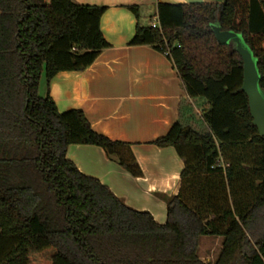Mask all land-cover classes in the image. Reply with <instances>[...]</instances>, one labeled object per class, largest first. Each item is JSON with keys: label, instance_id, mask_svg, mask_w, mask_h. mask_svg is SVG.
I'll list each match as a JSON object with an SVG mask.
<instances>
[{"label": "trees", "instance_id": "16d2710c", "mask_svg": "<svg viewBox=\"0 0 264 264\" xmlns=\"http://www.w3.org/2000/svg\"><path fill=\"white\" fill-rule=\"evenodd\" d=\"M127 8L138 20L130 46L167 55L187 95L153 143L184 161L178 195L165 197L167 221L80 172L67 158L72 145L99 147L143 175L131 144L95 132L80 109L60 113L49 95L56 75L84 72L110 47L107 7L0 0V264H207L202 237L223 239L214 264H264V137L242 91L237 46L221 45L213 30L243 36L264 90V0L159 4L160 29Z\"/></svg>", "mask_w": 264, "mask_h": 264}, {"label": "crops", "instance_id": "0c3cea01", "mask_svg": "<svg viewBox=\"0 0 264 264\" xmlns=\"http://www.w3.org/2000/svg\"><path fill=\"white\" fill-rule=\"evenodd\" d=\"M73 1L107 7L101 30L110 47L84 72L56 75L49 95L60 113L80 109L95 132L131 144L143 175L132 176L95 146L72 145L67 158L84 175L109 187L126 205L149 212L163 225L167 221L165 197L178 195L184 161L174 148L159 149L153 143L178 121L181 101L187 95L167 55L150 46H130L138 20L127 7L138 6L139 24L148 27L157 18L159 4H222L225 0Z\"/></svg>", "mask_w": 264, "mask_h": 264}, {"label": "water", "instance_id": "95a60500", "mask_svg": "<svg viewBox=\"0 0 264 264\" xmlns=\"http://www.w3.org/2000/svg\"><path fill=\"white\" fill-rule=\"evenodd\" d=\"M215 36L221 45L234 42L244 61V79L242 91L249 99L250 112L253 123L260 136L264 137V90L260 86L261 75L258 69V60L241 34L232 31H221L217 26L213 28Z\"/></svg>", "mask_w": 264, "mask_h": 264}, {"label": "rangeland", "instance_id": "374dc122", "mask_svg": "<svg viewBox=\"0 0 264 264\" xmlns=\"http://www.w3.org/2000/svg\"><path fill=\"white\" fill-rule=\"evenodd\" d=\"M46 83L43 79L40 86V95L45 96ZM223 239L218 237H202L199 241V257L207 264H214L217 260L221 248H222Z\"/></svg>", "mask_w": 264, "mask_h": 264}, {"label": "built area", "instance_id": "2783aa9c", "mask_svg": "<svg viewBox=\"0 0 264 264\" xmlns=\"http://www.w3.org/2000/svg\"><path fill=\"white\" fill-rule=\"evenodd\" d=\"M152 29H160V24L157 18H155L149 25Z\"/></svg>", "mask_w": 264, "mask_h": 264}]
</instances>
